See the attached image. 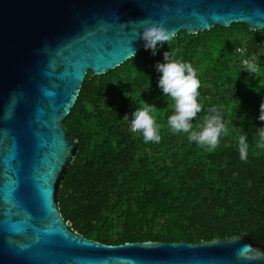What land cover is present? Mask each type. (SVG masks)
<instances>
[{
	"label": "trees",
	"instance_id": "obj_1",
	"mask_svg": "<svg viewBox=\"0 0 264 264\" xmlns=\"http://www.w3.org/2000/svg\"><path fill=\"white\" fill-rule=\"evenodd\" d=\"M239 45L259 65L255 74L241 71ZM168 51L190 62L201 81L203 110L193 118L194 129L202 127L208 108L222 107L229 131L215 149L169 128L174 102L157 86L155 69ZM262 101L264 29L251 31L244 23L193 35L181 31L155 55L149 47L105 74L88 71L62 121L79 148L58 193L64 220L111 245L246 235L264 246V148L256 134L264 126L258 119ZM145 102L156 106L159 143H145L130 127L133 109ZM242 134L249 144L246 160L239 158Z\"/></svg>",
	"mask_w": 264,
	"mask_h": 264
},
{
	"label": "water",
	"instance_id": "obj_2",
	"mask_svg": "<svg viewBox=\"0 0 264 264\" xmlns=\"http://www.w3.org/2000/svg\"><path fill=\"white\" fill-rule=\"evenodd\" d=\"M144 19L175 35L238 23L257 31L264 0H0V264H264V246L246 235L111 245L60 212L79 150L62 121L88 71L146 49L133 23Z\"/></svg>",
	"mask_w": 264,
	"mask_h": 264
},
{
	"label": "clouds",
	"instance_id": "obj_3",
	"mask_svg": "<svg viewBox=\"0 0 264 264\" xmlns=\"http://www.w3.org/2000/svg\"><path fill=\"white\" fill-rule=\"evenodd\" d=\"M139 28V37L145 42V47L153 49L156 54L158 47L170 42L175 33L167 28L162 22L156 20L133 21ZM240 56H245L246 48L237 49ZM155 69L160 76L157 86L161 89L164 97L170 98L174 102V111L167 117V123L173 133H185L190 141L197 145L206 146L209 150L215 149L221 143V137L226 135L229 129L226 127L222 116V107L213 105L208 108L209 115L205 116L202 127L194 129L193 118H197L198 113L203 110L202 103L198 102L201 81L196 69L190 62L174 58L170 51L164 54L162 62L155 64ZM259 65L255 58L243 59L242 70L250 74H255ZM246 83V81H245ZM156 106L145 102L143 106L133 109L130 119V127L143 135L145 143L161 141L160 125L156 122L154 112ZM125 118H128L125 115ZM258 119L264 121V101L260 104ZM258 136V146L264 148V126L256 128ZM249 144L245 135H240L238 139L239 158H248Z\"/></svg>",
	"mask_w": 264,
	"mask_h": 264
},
{
	"label": "built area",
	"instance_id": "obj_4",
	"mask_svg": "<svg viewBox=\"0 0 264 264\" xmlns=\"http://www.w3.org/2000/svg\"><path fill=\"white\" fill-rule=\"evenodd\" d=\"M240 47H243V46H242V45H239V46H237V47H236V52H237V54H238L239 56H240V54H239V52L237 51V49H238V48H240ZM244 48H245V47H244ZM240 57H241V56H240ZM243 59H245V57H244V56L242 57V59H241V60L243 61Z\"/></svg>",
	"mask_w": 264,
	"mask_h": 264
}]
</instances>
